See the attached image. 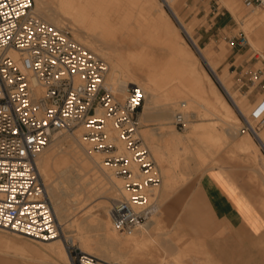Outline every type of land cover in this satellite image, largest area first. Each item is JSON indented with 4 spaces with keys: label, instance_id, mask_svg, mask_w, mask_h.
Segmentation results:
<instances>
[{
    "label": "bare ground",
    "instance_id": "bare-ground-1",
    "mask_svg": "<svg viewBox=\"0 0 264 264\" xmlns=\"http://www.w3.org/2000/svg\"><path fill=\"white\" fill-rule=\"evenodd\" d=\"M182 1L34 0V10L40 18L61 28L69 26L74 38L108 60L110 70L105 86L110 92L124 97L132 85L143 88L146 102L142 115L146 121H160V126L145 127L141 135L144 142L150 144L163 173L164 193L202 168L208 162V154L216 152V145L238 135L241 118L235 107L246 116L250 111L245 99L235 92H230L234 105L229 101L201 60L204 59L217 73L219 58L223 54H217L213 45L202 47L197 43L196 52L187 40L183 32L192 38L194 30L193 23H186L179 14L178 5ZM223 1L234 17H241L240 8ZM164 3L170 6L179 24L173 20ZM250 11L246 20L264 19V8ZM243 23L245 29H251L246 21ZM251 31L253 41L262 44L264 30ZM11 54L15 58L19 56L16 51H11ZM139 71L144 75L140 76ZM217 75L230 89L227 70ZM178 113H183L185 122L189 123L187 134L168 126L174 125ZM196 116L202 117L200 121H190V117ZM94 117L104 120L106 140L131 164L130 183L140 184L138 191L143 193L156 190L155 185L147 182L148 177L138 173L139 167L131 158V150L119 137V131L113 127V117L105 107H98ZM247 121L253 125L252 120L247 118ZM219 125H224V132L220 131ZM92 127L82 125L73 134L64 133L57 137V141H53L38 159L66 241L79 239L82 251L96 253L111 263L147 264L135 258L151 256L156 260L153 264H217L205 246L204 237L187 236L188 243L184 246L179 244L186 236L178 237L177 230L174 235L167 229L161 202L151 205L147 203L148 199L144 202L132 200L136 189L129 187L128 182L126 185L118 170L110 168L103 156L95 152L92 142L97 138L85 137V133L95 131ZM256 135L264 144V131ZM66 140L70 141L68 147L63 146ZM261 142L247 132L236 141V147L256 164L251 176L262 177L258 189L264 192ZM230 153L235 157L237 151ZM115 199L129 200L137 212L146 210L148 220L134 228H117L110 216L111 202ZM5 235L12 239L10 250L18 256L52 264H73L63 237L39 241L41 246H38Z\"/></svg>",
    "mask_w": 264,
    "mask_h": 264
},
{
    "label": "built area",
    "instance_id": "built-area-1",
    "mask_svg": "<svg viewBox=\"0 0 264 264\" xmlns=\"http://www.w3.org/2000/svg\"><path fill=\"white\" fill-rule=\"evenodd\" d=\"M248 44L245 35L236 42L240 48ZM11 51L19 56L15 58ZM252 57L264 62V53L254 52ZM109 70L103 57L64 28L40 18L34 0H0V229L35 241L63 236L38 159L56 135L83 123L97 128L88 134L100 141L98 145L112 147L105 142L104 120L94 117L100 106L113 117L119 137L141 171L153 167L154 160L138 133L144 90L132 85L124 102L116 100L105 86ZM255 76L264 80V71L259 69ZM251 116L258 119L257 125L246 129L256 134L264 126V98ZM175 125L185 128L183 113L176 115ZM116 160L127 159L119 156ZM158 181L147 178L149 184ZM129 186L136 189L133 201L147 200L138 191L140 184ZM110 216L117 228L128 229L144 221L147 211L137 212L129 200L115 199ZM66 246L78 264H127L105 261L68 241Z\"/></svg>",
    "mask_w": 264,
    "mask_h": 264
},
{
    "label": "rangeland",
    "instance_id": "rangeland-1",
    "mask_svg": "<svg viewBox=\"0 0 264 264\" xmlns=\"http://www.w3.org/2000/svg\"><path fill=\"white\" fill-rule=\"evenodd\" d=\"M231 4H235L238 8L241 9L240 14L241 17L236 18L230 12L223 0H183L178 5L179 14L183 18V20L186 23H193V37L191 38L188 33L185 31L183 32L189 41V43L192 45V47L197 50L196 43L202 47H206V45H213V49L217 54L222 53L223 55L220 56L219 61V67L217 69V73L212 70V68L207 65V62L201 58L204 66L209 70L211 73L213 79L218 84L220 90L224 93V95L233 103L232 97L230 96V92H235L239 95L240 98L245 99L249 106V115H244L240 112L238 107H235L237 110V114L241 118V123L239 124V133L238 135L233 137H228L226 139L225 143H220L216 145L215 147V153L214 154H208V162L202 166V168H199L197 171L192 172L189 179H184V182L181 181L179 184L177 183L173 190H170L169 192H162V184L164 180L163 173L161 171V168H159V164L156 160V156L154 155V152L152 148L150 149V144H147L148 142H144L145 139H143V136L141 135L143 128H158L160 126V121L158 120H152V121H146L143 117L144 112V105L140 109V126L138 129V133H140V137L143 140V143L148 147L150 151V155L152 159L154 160L153 167L150 169L149 172L144 173L143 171H140L139 164L134 162L133 153L131 151V158L133 162L136 164V166L139 167L138 173L140 175L144 174V177L152 176L154 178H159L158 182H152L150 184L155 185L158 183V185H155L156 190L151 192H144L147 196V203L149 204H155L156 202H161V209L164 212V217L167 224V229L169 228L171 232L176 235L178 231V237H182L183 229L185 227L183 226L182 222V213L183 210L187 204V201L189 197L192 195V192L197 188L198 185H200L201 181L203 180L204 176L210 172L214 171L217 168L225 169L244 189L247 193H249V196L252 198L251 191L253 190V182L249 180V178H252L254 180H257L259 183L262 182L261 177L259 176H250L252 173V170L250 167H255L256 164H254L252 161L247 159L246 153L242 152L236 147V141L244 134H247L248 130L246 127H248L249 123L247 121V118L253 121V125H257L258 119L253 118L251 116V113L256 108V106L261 102V100L264 98V80L263 77H257L256 74L259 71V69H262L264 71V62L260 58L252 57L254 52H259V54L264 53V42L262 44L258 43L257 41H253V31L251 29H254V32H259L261 30H264V19H247L246 16L248 15L251 10L255 8L256 11H259L264 8V1L259 0H227ZM165 7L167 8L170 15L173 17V20L179 24L178 18L174 15L172 12V9H170V6L166 3ZM56 5V3L54 4ZM242 18V19H241ZM245 18V19H244ZM237 19V20H236ZM246 21L247 26H249L251 29H245V24L243 23ZM241 21V22H240ZM243 21V22H242ZM244 25H243V24ZM70 35L74 37V33L72 32V29H70L69 26L64 28ZM246 36L249 44L246 45L243 48H240L236 45L237 40L241 36ZM91 38H93L91 36ZM76 39V38H75ZM224 45V46H223ZM226 48V49H225ZM228 51V52H227ZM198 52V50L196 51ZM225 52V53H224ZM258 56V54H257ZM103 57V56H101ZM105 58V57H103ZM106 61H108L105 58ZM227 70L228 80L230 81V89H227L218 78L219 73H223L225 70ZM140 76H143V71H139ZM143 73V74H142ZM128 92L124 97L119 95L118 93L113 94V97L116 96V100L120 102H124L127 97ZM117 97L119 99H117ZM122 97V98H121ZM146 100V99H145ZM236 106V105H235ZM179 111V110H178ZM204 109H201V112H203ZM211 118L215 119V116H210ZM202 117L196 116V117H190V121L197 122L200 121ZM159 123V124H158ZM173 124H168V126H173V128L179 130L183 134H187L189 123L185 125L184 129H179L175 125V121H173ZM221 124V123H219ZM86 126L87 124L83 123L78 125L77 128L80 126ZM224 125H219L220 131H223ZM113 127L115 128L114 124ZM170 128V127H167ZM74 130V131H75ZM92 130L97 131V128L94 126L92 127ZM102 130H106V128H102ZM141 130V131H140ZM74 131L69 132L70 134H73ZM264 131V126L258 131L262 132ZM199 133H202L200 131ZM64 133H60L56 135V138L54 141H57V137L63 136ZM242 134V135H241ZM254 136V139L258 142H261L260 139L256 134L251 133ZM239 135H241L239 137ZM85 137L87 138H94V135L85 133ZM239 137V138H238ZM90 140V139H88ZM95 142V141H94ZM93 143V149L95 152H98L103 156V160L108 164L110 168L114 170H118L117 173L122 176L125 184L127 183L128 186L130 182L132 181V178L130 177L132 174V168L131 164L128 163V160L125 161H117L116 157L122 156L123 154L117 153V148L115 146L110 147H102L98 140ZM106 143H109L108 141H105ZM123 142H125L123 140ZM70 144L69 140H66L63 146L68 147ZM127 146V144H125ZM261 151L264 154V144L261 142ZM152 150V151H151ZM237 151L236 156H230V152ZM104 154V155H103ZM128 163V164H127ZM110 164V165H109ZM138 164V165H137ZM159 166V167H158ZM128 169V172H122V169ZM200 170V171H199ZM161 171V172H160ZM198 172V173H197ZM196 173V174H195ZM146 174V175H145ZM126 184V185H127ZM182 184V186H180ZM132 187V186H129ZM134 188V187H132ZM177 189V190H176ZM175 191V192H174ZM174 192V193H173ZM135 192H133L134 194ZM163 193V194H162ZM162 195V196H161ZM165 197H169L166 198ZM164 198V199H163ZM262 214L264 215V209L262 207H257ZM263 210V211H262ZM179 219L182 223V226H179ZM148 218L146 217L144 221L146 222ZM174 227V228H173ZM75 228V227H73ZM134 228V227H133ZM180 228V229H177ZM183 228V229H182ZM175 230V231H174ZM164 231V230H163ZM3 234L10 235L14 237L15 239L21 241L25 240L33 245L41 246V243L39 241H35L32 239H29L28 237H24L22 235L12 234L10 232L1 231ZM212 236L208 243L209 249L212 251V253L216 256L217 259L221 258L219 255V238L224 236L225 238H228L231 234L232 229L230 227H219L215 225L213 228H211ZM176 233V234H175ZM65 243L66 239L64 238V235L62 236ZM177 237V236H176ZM53 240V239H52ZM254 240V239H253ZM187 241V242H186ZM189 238L182 237V240L179 241V244L185 245L188 243ZM71 244H75L77 247H80V240L74 241L73 239H70L68 241ZM254 242V241H253ZM228 245V244H227ZM255 245V244H254ZM259 245V244H256ZM67 248V246H66ZM68 250V249H67ZM253 254L259 253L255 249H253ZM69 253V251H68ZM196 253V251H195ZM193 253V255L195 254ZM98 257L96 253H91ZM190 254L189 256H191ZM70 258L72 259L71 255L69 254ZM100 259H103L99 256ZM142 259V260H141ZM153 259V260H152ZM258 259V258H257ZM261 258L259 257L258 260ZM73 260V259H72ZM105 260V259H103ZM138 262H144L147 264H153L155 262V258L151 256H141L135 258ZM107 261V260H105ZM259 262V261H258ZM73 264H78L77 261Z\"/></svg>",
    "mask_w": 264,
    "mask_h": 264
},
{
    "label": "crops",
    "instance_id": "crops-1",
    "mask_svg": "<svg viewBox=\"0 0 264 264\" xmlns=\"http://www.w3.org/2000/svg\"><path fill=\"white\" fill-rule=\"evenodd\" d=\"M250 169L252 175L255 168ZM249 180L254 185L252 198L225 169L210 171L192 192L183 210L182 234L204 237L205 246L217 264H264V215L257 208L264 209V192L258 189L257 180ZM163 220L166 223L164 212ZM215 225L230 227L233 231L228 238H219V259L208 247L211 228ZM179 226H182L180 219ZM11 240L0 232V264H52L12 253ZM253 249L259 253L253 254Z\"/></svg>",
    "mask_w": 264,
    "mask_h": 264
}]
</instances>
